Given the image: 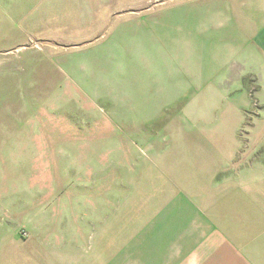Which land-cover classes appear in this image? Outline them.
<instances>
[{
	"label": "rangeland",
	"instance_id": "1",
	"mask_svg": "<svg viewBox=\"0 0 264 264\" xmlns=\"http://www.w3.org/2000/svg\"><path fill=\"white\" fill-rule=\"evenodd\" d=\"M263 124L264 0H0V264H104Z\"/></svg>",
	"mask_w": 264,
	"mask_h": 264
},
{
	"label": "crops",
	"instance_id": "2",
	"mask_svg": "<svg viewBox=\"0 0 264 264\" xmlns=\"http://www.w3.org/2000/svg\"><path fill=\"white\" fill-rule=\"evenodd\" d=\"M245 144L217 154L199 196L167 198L104 264H264V124Z\"/></svg>",
	"mask_w": 264,
	"mask_h": 264
}]
</instances>
